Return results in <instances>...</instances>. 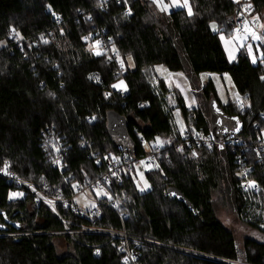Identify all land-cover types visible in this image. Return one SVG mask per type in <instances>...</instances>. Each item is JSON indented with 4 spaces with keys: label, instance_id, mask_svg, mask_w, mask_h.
<instances>
[{
    "label": "trees",
    "instance_id": "trees-1",
    "mask_svg": "<svg viewBox=\"0 0 264 264\" xmlns=\"http://www.w3.org/2000/svg\"><path fill=\"white\" fill-rule=\"evenodd\" d=\"M244 2L188 0L191 14L176 8L164 16L151 0H0V168L57 201L55 215L0 178V264H124L117 239L81 232L88 229H124L161 244L142 245L137 264H223L178 248L264 264V160L247 156L262 192L250 202L238 189L230 150L202 148L196 156L172 150L176 112L184 126L205 133L212 132L210 118L186 108L181 94L151 72L162 65L189 78L227 75L245 110L221 104L210 79L201 89L216 105L220 129L250 142L264 136V57L252 63L240 49L229 61L220 39L231 37L241 5L264 12V0ZM98 38L103 52L95 55ZM119 80L125 91L115 90ZM157 145L163 151L144 173L150 190L140 193L133 162ZM58 150L65 169L53 166ZM114 166L120 182L106 184L109 197L95 209L63 207L74 189L100 182ZM13 192L23 198L8 200ZM218 199L255 235L240 247L218 220ZM66 230L73 235H55ZM57 237L69 253H57Z\"/></svg>",
    "mask_w": 264,
    "mask_h": 264
},
{
    "label": "built area",
    "instance_id": "built-area-1",
    "mask_svg": "<svg viewBox=\"0 0 264 264\" xmlns=\"http://www.w3.org/2000/svg\"><path fill=\"white\" fill-rule=\"evenodd\" d=\"M127 12L129 15H131L130 10H127ZM233 22L234 25L232 28V32L234 34L239 36H246L256 33L264 41V31H258L259 24L256 19V16L253 14L252 7L249 4H243L240 6L238 11L236 12V15L233 17ZM95 44L97 46H101L102 39L98 38ZM102 52L103 50L100 49L98 53L95 54L100 55ZM108 94L109 93H107V95ZM233 102L241 111L245 110L247 106L245 102V98L238 94H237V98ZM169 145H170L169 147L172 150H174L176 153H180V154L188 153L189 155L192 156H195L197 154V151L202 148L208 150L217 149L219 151L230 150L232 153L233 162L236 165L235 176L239 181L237 183L238 189L245 196V200H248L250 202L258 201L256 198L260 196L262 193L261 187L259 186L258 182H256L249 176V171L252 170V166L249 165L247 156H249L250 154H255L257 161L264 160V136H261L256 142L247 141L242 136L234 133L227 134L224 137L216 138L212 132L205 133L203 131H199L195 129L191 130L190 128L184 126L182 131L180 132L177 131V133H175L174 140ZM163 148L164 147L162 145L154 146V148L151 151L146 152L143 158L134 161L133 166H135L137 162L138 163L141 162L143 167L146 168L147 170L152 169L155 160L161 155ZM93 156L94 154L91 152V157ZM95 164L99 165V162H95ZM53 166L59 169L66 168V164L64 163L62 164V159L57 157H55ZM118 171L119 169L117 166L110 168L108 172L102 175V179L100 182L98 181L87 188L74 189V191L71 193L70 198L66 200H62L61 204H63L64 208L70 205L72 210L80 211L79 207H77V205L73 202V197L75 195V192L82 193L84 197L88 198L87 196L88 191L91 192L97 191L103 193V197L108 198L109 192L106 188V184H111L113 180L120 182V177L117 175ZM0 178L18 187L25 188L26 192H28L32 196L33 203L36 207L40 205L45 206L52 213L57 215L56 207H55L57 201L48 197L46 193L47 189H44V191H40V189L37 186L27 181H23L22 179H19L17 176L10 173V171L7 168H0ZM98 198L92 200L94 203H96L94 204L92 209H95V207L97 206ZM81 214L84 215L83 212H81ZM119 217L121 219L126 218V216L122 214H120ZM81 232H91V233L99 232L100 234H106L110 236L112 239H117L119 252L122 255V261L124 264H137V261L140 258V250L142 248V245L144 244H151L157 246L161 245L160 243L154 241L151 238L143 237L140 239L137 237H131L127 234V232L124 229L122 230L88 229V230H83ZM73 233L74 232L66 230L61 233H56L55 235L67 234L71 236L73 235ZM10 236H19V234H15V235L11 234ZM178 251L183 252L185 254H189L191 256L209 259L214 262H221L223 264H244L238 261H231L227 259L208 256L206 254H202L184 248H178Z\"/></svg>",
    "mask_w": 264,
    "mask_h": 264
},
{
    "label": "rangeland",
    "instance_id": "rangeland-1",
    "mask_svg": "<svg viewBox=\"0 0 264 264\" xmlns=\"http://www.w3.org/2000/svg\"><path fill=\"white\" fill-rule=\"evenodd\" d=\"M154 5L155 9L158 10L162 15L167 16L168 13L172 9L176 8H186L189 9V3L187 2V5H185L184 0H151ZM235 1V0H234ZM245 0H236L235 2L238 3H246ZM256 19L258 21L259 27L258 31H264V12L255 15ZM214 24H211L212 30L216 31V27L213 28ZM234 25V22H233ZM215 26V25H214ZM233 28V27H232ZM231 38H227L225 41L222 42L223 50L225 52L226 57L229 61H233L236 57L237 51L236 49H244V52H246L247 58L250 59L252 63H255L256 61H259L263 59L264 57V41L262 38L255 33L256 36H259L260 39H253L252 34L246 35V36H239L232 32L231 30ZM221 36V35H220ZM11 38L13 40L17 41L18 43L21 42L18 37H15L13 33H11ZM237 46H234V44ZM26 44H28V41H26ZM249 46L251 47V51H249ZM93 48L91 49V52L93 50L94 54L98 53L99 47L94 43ZM96 55V54H95ZM255 60V62H253ZM132 63L129 61V68L132 67ZM152 75H154V81L156 82L159 78H162L166 84L168 85L169 89L172 91H178L181 93V97L184 99V103L186 108L188 109H198L201 112L204 113V116L206 115V118H210V115L213 112V108H211L210 101L211 100H204L201 89L202 86L210 79L213 83V86L216 91V95L218 100L221 102V104H227L229 101L233 102L237 98V93L234 88V85L231 81V79L227 75H216V74H210L209 76L202 75L201 77H188L186 73H173L165 69L161 66H155L153 70H151ZM115 90L118 91H125L126 86L124 81L119 80L115 85ZM171 97V103L173 102V94L169 96ZM176 112V111H175ZM176 116L174 119V122L176 124V130L173 134V140L175 133L177 131H182L184 128L183 122L179 117V114L176 112ZM209 129L211 131V126L209 124ZM53 142V138L51 139ZM173 142V141H172ZM60 150L57 151L56 155L54 157L59 158ZM196 156V155H195ZM55 160V158H54ZM147 172V169L143 167L141 162H137V164L134 166V170L132 171V177L134 180V184L136 186V189L140 193H145L150 190V183L149 180L146 178L145 174ZM88 198L84 197L82 193L75 192V195L73 197V202L79 207L80 209L88 210L92 209L94 203L92 200L96 198L103 197V193L100 192H87ZM23 198V195L18 192H13L9 194L8 200L15 201L20 200ZM98 198V199H99ZM218 208L217 211V217L218 220L222 223V225L229 230L237 244L238 247L242 245L244 242V239L246 237H252L255 236L252 231H250L243 223L239 221V219L236 217L233 209L229 206V204L224 199H218ZM53 244L57 250V253L59 255L67 254L70 252L69 246H67L66 242L62 239V237H57L53 239Z\"/></svg>",
    "mask_w": 264,
    "mask_h": 264
},
{
    "label": "water",
    "instance_id": "water-1",
    "mask_svg": "<svg viewBox=\"0 0 264 264\" xmlns=\"http://www.w3.org/2000/svg\"><path fill=\"white\" fill-rule=\"evenodd\" d=\"M209 106L211 108H213V112L210 115V125H211V131H212L213 135L216 138H219V137H224L227 134H230V132H227V131L220 129V121L221 120H220V117H218V111H217L215 103H210ZM117 124H118L117 121H115V120L112 121V125H117ZM122 137H123V135H121V138ZM0 216L5 217L3 211L1 210V200H0ZM0 230H3V229L0 228Z\"/></svg>",
    "mask_w": 264,
    "mask_h": 264
},
{
    "label": "snow or ice",
    "instance_id": "snow-or-ice-1",
    "mask_svg": "<svg viewBox=\"0 0 264 264\" xmlns=\"http://www.w3.org/2000/svg\"><path fill=\"white\" fill-rule=\"evenodd\" d=\"M154 2H155V0H154ZM187 2H188V0H184L185 5H187ZM189 14H191V9L190 8H189ZM213 28H215L214 25H213ZM252 36H253V39H260V37L259 36H256L255 33H253ZM222 39H223V37H222ZM249 51H251V47L250 46H249ZM253 62H255V60H253Z\"/></svg>",
    "mask_w": 264,
    "mask_h": 264
},
{
    "label": "crops",
    "instance_id": "crops-1",
    "mask_svg": "<svg viewBox=\"0 0 264 264\" xmlns=\"http://www.w3.org/2000/svg\"><path fill=\"white\" fill-rule=\"evenodd\" d=\"M180 8V7H179ZM185 8H186V6H185ZM222 37L223 36H220V39H221V42H223V41H225L227 38H225V37H223V39H222ZM229 38H231V37H229ZM233 44H234V42H233ZM234 46H236L235 44H234ZM237 47V46H236ZM236 51H237V53H238V51H239V49L237 48L236 49ZM237 55V54H236ZM202 75H206V76H209L210 74L209 73H204V74H200L199 75V77H201ZM165 82V81H164ZM165 84H166V82H165ZM166 86L168 87V85L166 84ZM169 88V87H168ZM179 91V90H178ZM181 94V93H180Z\"/></svg>",
    "mask_w": 264,
    "mask_h": 264
}]
</instances>
